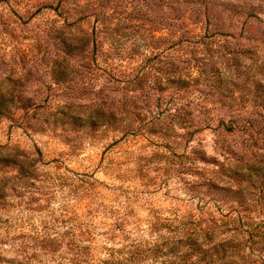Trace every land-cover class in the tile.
Wrapping results in <instances>:
<instances>
[{"label": "rangeland", "instance_id": "rangeland-1", "mask_svg": "<svg viewBox=\"0 0 264 264\" xmlns=\"http://www.w3.org/2000/svg\"><path fill=\"white\" fill-rule=\"evenodd\" d=\"M70 22L124 41L115 75L58 81ZM2 95L25 110L0 123V264H162L168 227L264 198V0H0ZM99 104L120 128L56 123Z\"/></svg>", "mask_w": 264, "mask_h": 264}, {"label": "trees", "instance_id": "trees-1", "mask_svg": "<svg viewBox=\"0 0 264 264\" xmlns=\"http://www.w3.org/2000/svg\"><path fill=\"white\" fill-rule=\"evenodd\" d=\"M3 1L7 2L8 0ZM59 5L56 10L59 9ZM51 8L52 6H46L38 11L41 12L42 9ZM63 15H65V12L60 11V16ZM75 24L77 22H70L65 25L64 29L62 28L56 32V39H58V44L61 47L60 51L64 55L62 60H59L55 65L58 81L79 84L81 80L85 79L87 81L85 82L86 86H90L98 77V74L115 75V72H117L116 66H119L115 62L119 59L114 58L115 56L111 58L110 52L111 49L118 50L124 41L113 36L112 33L110 52L107 56L102 44L107 43L109 39L104 38L105 40L102 43L98 39V34L104 33L102 29L95 25L91 33L85 32L82 28L77 31H66L67 27L75 26ZM178 44L179 42L170 44L168 50L174 49ZM147 50L152 52V46L148 45ZM116 79L126 85L131 83V80H127L123 74L117 76ZM15 93V90L9 92L11 97ZM1 97L3 100L0 101V123L5 119H8L10 123H15L20 110L25 109L20 107V104L11 103L12 100L6 101V95ZM56 109L59 112L62 108L57 106ZM59 113L62 118L61 120L58 119L56 123H67L72 125L74 129L79 127L97 130L107 123L110 124V122H105L100 104L90 107L84 114L77 110L74 105L70 106L69 112L60 111ZM113 124H117L119 128L122 125L120 121L119 123L112 122L110 126ZM187 124L191 123L187 122ZM223 126L228 132L234 129L232 122L218 125V127ZM126 127H129L126 136H137L136 132L131 130V123L128 122ZM186 128H188V125ZM169 129L172 130L171 128ZM170 135L171 133L167 134L168 137ZM187 135L192 136L191 132ZM200 159L204 161L206 158L200 156ZM4 161L13 163L10 158H6ZM21 165L24 164L20 162ZM212 186L219 189L214 184ZM262 188H264V182ZM221 190L230 189L224 187ZM243 193L244 189L240 188L239 191H234V194H232L233 199L238 202V208L234 209L232 213L238 214L235 216L234 224L231 228L226 226L223 229L220 227L216 229L217 222L214 217L208 220L199 219L195 221L190 217H186L178 222L179 225L177 227H168L169 233L167 235L161 234L160 238L156 239L152 249H150L155 252L154 257L156 259L158 257L164 258L165 260H163L162 264H264V198H261L256 203H248ZM204 222H207V226H203ZM224 225H228V223H224ZM142 243H138L137 246ZM97 264L108 263L102 261Z\"/></svg>", "mask_w": 264, "mask_h": 264}]
</instances>
